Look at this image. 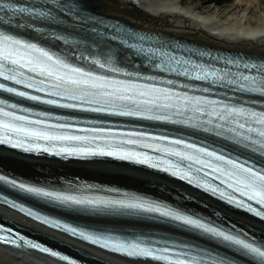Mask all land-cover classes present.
<instances>
[{
	"label": "bare ground",
	"instance_id": "bare-ground-1",
	"mask_svg": "<svg viewBox=\"0 0 264 264\" xmlns=\"http://www.w3.org/2000/svg\"><path fill=\"white\" fill-rule=\"evenodd\" d=\"M40 1L49 0H36L37 3L42 4ZM73 1L79 4L75 10L71 5ZM210 1L213 0H207V2ZM58 3L65 9L76 11L77 15L59 12L63 19H59L58 23L47 21L39 23L47 22L48 25L57 27V30L64 29L78 37L75 40L71 38L68 41L64 40V51L71 57L90 61L93 52L100 50L105 52V55H107L106 53L116 54L118 59L126 63L138 60L134 58L132 50L119 48L117 43L106 33L99 31L95 33L88 28H92L94 25L90 13L84 11L89 9L107 16L96 18L97 26L106 31L115 32L117 28H122L134 42L139 44L154 45L152 38L155 42L164 40L167 43L176 39L190 41L201 49L209 51H203L208 60L238 58L256 73L257 79L264 80V0H231L228 5L211 2L204 6L194 2L187 4L185 0H61ZM14 22H20V19H13L11 26L23 37L29 38L30 35H36L28 27H20ZM108 25H114V28L110 29ZM58 34L57 32V36ZM140 34L152 37L149 38L151 41L145 40ZM37 36L45 41L54 40L43 35ZM84 40L94 42L98 46L88 43L92 48L85 47L87 42ZM237 101L244 103V93L240 98H237ZM247 106L252 107L250 104ZM227 111L231 112L230 109ZM177 114L178 111L171 114L173 126L178 128V132L183 136L189 135V128L184 127ZM232 116L234 115L232 114ZM191 124L195 125L193 121ZM259 129L264 132V126ZM238 132L244 133V129L238 128ZM245 133L248 136L245 142L255 141L257 147L241 152V156L257 160V168L264 173V159L258 153L259 149L264 148V135L250 131ZM219 144L223 145L220 142ZM241 147H244V143L235 144L232 149L238 150ZM0 171L14 177H23L51 186L54 184L65 186L67 182H62L64 178H70V185L82 180L91 181L95 185L106 183L105 186H101L106 188V191L118 189L117 195L110 192L109 197L118 202H134L139 195L149 197L156 204L164 205L171 202L179 208L191 210L196 216L210 221L214 229H219L220 226L228 229L231 223L235 222L244 227V232L240 230L239 235L244 234V237H249L251 240L258 238L264 241L263 221L231 209L226 204L194 189L191 185L129 163L112 160L63 161L46 156L24 154L0 146ZM100 190L99 187L93 189L87 194V197H92L93 192ZM97 197L101 198V196ZM51 210L69 218L86 223L101 224L107 228H117L123 232L131 229H147L145 234L150 236L156 234V231H160L164 240L162 243L176 250L190 249L201 245L204 249H192L193 257H196L195 260L198 262L205 261L207 264L209 262L213 264L215 262L212 259L216 258L215 254L219 257L218 264H226L232 257L233 251L226 247L227 244H218L207 236L189 231L187 224L154 218L144 220L138 215L140 213L135 211L134 213L99 218L74 210ZM0 221H5L24 232L23 238L32 237L49 244L45 246L39 244V247L52 251H55L54 248H58L60 251L81 259L74 263L60 260L44 251L26 246L21 243L18 237L15 240L19 245L11 246L0 243V264H169L163 258L133 259L102 250L63 231L36 222L3 203H0ZM135 243L141 247L145 246L147 249L152 246V243L144 239H137ZM235 264H243V261H238ZM244 264L257 263L255 259L246 260L244 256Z\"/></svg>",
	"mask_w": 264,
	"mask_h": 264
},
{
	"label": "rangeland",
	"instance_id": "rangeland-1",
	"mask_svg": "<svg viewBox=\"0 0 264 264\" xmlns=\"http://www.w3.org/2000/svg\"><path fill=\"white\" fill-rule=\"evenodd\" d=\"M186 2H187V4H189V3H191V2H194V3H196V4H200L201 6L203 5L204 6V4H210L211 2H218V3H220V4H230L229 2H231V0L229 1V0H213V1H210V2H207V0H185ZM228 1V2H227ZM94 4H97V3H95L94 2Z\"/></svg>",
	"mask_w": 264,
	"mask_h": 264
}]
</instances>
